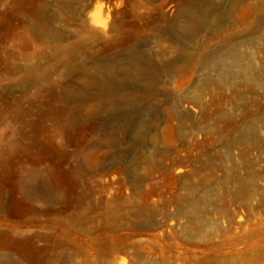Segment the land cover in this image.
I'll return each mask as SVG.
<instances>
[{
  "label": "rangeland",
  "instance_id": "obj_1",
  "mask_svg": "<svg viewBox=\"0 0 264 264\" xmlns=\"http://www.w3.org/2000/svg\"><path fill=\"white\" fill-rule=\"evenodd\" d=\"M69 1L33 0L24 16L3 18L0 24V204L19 212L4 221L0 212V232L53 237L37 243V248L46 250L36 264H264V146L246 142L231 147L216 140L217 132L206 130L225 127L220 103L223 110L234 113L235 120L244 118L246 110L256 120L264 106V87L255 85L250 102L244 104L237 96L243 88L240 82L224 88L211 84L203 106L181 104L182 97L191 96L192 87L215 71L201 64L192 72L179 67L181 72L174 75L171 63L191 52L213 49L220 40L210 28L214 21L186 48L149 24L160 14L173 17L176 0H88L92 5L87 13L96 15L99 24H107V33L92 42L88 38L93 24L81 23L65 10ZM98 1L104 3L101 10ZM13 3L2 0L0 13H11ZM43 6L50 26H44L37 15V8ZM120 22L137 24L124 28V34L136 37V53H149L163 71L158 87L166 97L152 98L158 108L153 161L143 160V147L134 144L133 130L143 109L138 108V115V110L125 105L99 116L100 131L91 133L88 123L82 127L80 140L87 143L79 160L41 153L32 145L35 136L58 150L74 152L77 146L68 143L65 113L75 108L88 112L96 96L84 99L64 93L82 89L87 56L105 51L106 41L123 32L111 31L112 24ZM55 30L60 32L58 37L53 35ZM255 33L263 36L264 30ZM251 50L257 53V66L263 68V41ZM115 59L111 55L106 61ZM112 89L119 101L131 92L119 86ZM175 109L188 116L174 120ZM88 154L90 171L67 172L72 162L85 163ZM8 157L11 161L5 165ZM250 164L262 176L247 204L239 198L235 179L249 176ZM133 176L139 180L136 185ZM178 176L183 179L177 180ZM228 176L231 180L226 182ZM192 182L202 185L194 192L188 187ZM57 185L63 193L54 192ZM81 194L85 199L78 203ZM205 198L209 203L202 217L207 223L198 231L182 211L191 201ZM10 257L19 259L14 253H0V262Z\"/></svg>",
  "mask_w": 264,
  "mask_h": 264
},
{
  "label": "bare ground",
  "instance_id": "obj_2",
  "mask_svg": "<svg viewBox=\"0 0 264 264\" xmlns=\"http://www.w3.org/2000/svg\"><path fill=\"white\" fill-rule=\"evenodd\" d=\"M31 1L33 0H14V7L11 13H0V24L3 23V18L11 19L15 16H24L25 8ZM91 5L92 3L88 0H70L63 8L70 11L81 23L89 22L93 24L94 30L88 39L94 42L100 41V36L107 33V24H99L95 21L96 15L87 13V9ZM103 6V2L98 3L100 10ZM176 7V14L173 17L160 14L152 19L149 24L155 25L156 30L169 35L176 43L186 48H190V42L198 37L203 28L211 25L210 21L215 22L210 28L220 38L216 46L210 51L204 53L191 52L186 58L175 62L172 61L170 71L174 75L181 72L179 67H184V71L192 72L201 64L205 66V70L215 71L213 76L207 73L201 83L192 87L191 96L182 97L180 103L188 101L195 106H203L205 103L204 96L209 91L211 84L224 88L240 82L243 84V88L237 91V96L244 104H248L253 87L255 85L264 87V67L257 66V53L251 50L260 41H263L264 44V35H256L255 33L264 30V0H176ZM145 10H148V8H145ZM45 11V6L39 7L37 8V15L42 19L44 26H50L51 21L44 14ZM134 15L141 17L142 14L135 13ZM126 27L132 29L137 27V24L114 23L111 26V31L121 32ZM239 31H244L248 35L244 37L238 33ZM59 34L60 32L57 30L53 32L56 37ZM136 41V37L125 35L124 31L118 37L107 40L105 43L106 49L101 55H89L84 62L85 64L83 63L87 72L82 89H66L65 96H79L84 99L96 96V101L91 105L88 112L75 108L65 113V130L68 143L77 146L74 152L69 154L58 150L52 143L36 136L32 140V145L37 146L41 153H47L53 159L66 155V157L71 156L79 160L85 154L84 147L87 143L80 140L82 127L88 123L91 133L100 131L102 124L99 121V116L106 112H117V110L121 109V106L125 105L136 112L138 108L143 109V116H139L133 130L136 136L134 144L143 147L142 155L140 156L148 164L151 163L153 161L152 156L156 155V150L152 146L157 141L156 127L158 124L154 117L158 108L153 107L152 98L154 96L166 97V93L158 87L163 72L162 68L155 64L149 53H136L138 52L135 45ZM208 46V44L203 45L206 48ZM68 51L70 52L71 49ZM111 55H114L117 59H115V62L108 63L106 60ZM261 63L264 66V60ZM154 75H157V77H154ZM121 80H127L131 83L127 86H121ZM115 86H119L121 90H131L128 93L129 96L119 101V97L116 98L112 89ZM140 93L141 95H139ZM195 106H191L194 112L197 111ZM222 107L220 103L219 113L225 122V127L208 126L206 127L207 132H217L216 140H219L221 144H227L232 147L239 143L250 142L262 149L264 146V140L261 138V132L264 129V106L261 107L262 114L254 121L247 110L244 112V118L238 121L235 120L234 113L225 111ZM137 113L139 115L141 113L140 110ZM187 116L175 109L172 118L183 121ZM104 136L108 138V135ZM106 143L112 144L110 140ZM87 156L85 163L78 160L72 162L67 172L90 171L91 154ZM244 156L246 157L247 155L244 154ZM10 159L11 157L6 158L4 164L8 165L11 161ZM248 167L249 176L235 179L239 198L247 204L252 201L257 181L262 176L261 173L253 172L251 164ZM101 169H104L103 164H101ZM180 172L181 170L178 173ZM176 179L181 180L183 177L178 176ZM230 180L231 178L228 176L225 181L229 182ZM133 181L134 185L139 182L135 177ZM200 185L202 183L192 182L188 187L191 191H194ZM60 187V185L55 186L54 192L57 194L63 193ZM84 199L85 196L81 194L78 198V203L84 202ZM201 203L204 205H200ZM208 203L207 198L201 202L191 201L186 209L182 211L190 217L191 225L194 224L198 231H202L207 223L206 219L202 217V212L203 207H207ZM16 210L17 208L0 204L3 221L19 213ZM26 212L24 211V213ZM42 240L50 242L54 239L53 237L39 234L13 237L9 233L0 232V253H3V256L9 255V253L19 256L17 261L10 257L6 261L0 262V264H19L20 261L36 264L46 250L45 247L37 248V243ZM121 264H125L124 261Z\"/></svg>",
  "mask_w": 264,
  "mask_h": 264
}]
</instances>
